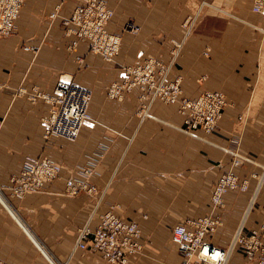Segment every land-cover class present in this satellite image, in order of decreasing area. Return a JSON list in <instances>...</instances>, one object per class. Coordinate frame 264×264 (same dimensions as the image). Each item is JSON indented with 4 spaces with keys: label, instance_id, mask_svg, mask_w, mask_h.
Returning a JSON list of instances; mask_svg holds the SVG:
<instances>
[{
    "label": "crops",
    "instance_id": "0c3cea01",
    "mask_svg": "<svg viewBox=\"0 0 264 264\" xmlns=\"http://www.w3.org/2000/svg\"><path fill=\"white\" fill-rule=\"evenodd\" d=\"M104 1L113 10L108 31L121 34L113 61L65 35L63 19L79 0H23L14 34L0 39V260L6 264H111L76 243L78 229L88 219L95 225L115 204L118 215L139 224L144 239L143 252L129 264H179L171 228L190 226L211 210L212 187L234 153L254 161L234 168L248 190L225 195L223 207L214 210L221 224L204 240L224 248L238 225L248 233L264 223V15L252 11L257 0ZM194 2L209 6L184 39L170 77H181L183 97L217 90L228 105L213 131L197 127L193 136L178 129L185 117L177 104L155 99L149 116L141 117L138 88L121 100L109 98L106 89L122 80L123 66L146 58L169 63ZM128 21L139 26L136 34L121 33ZM58 79L91 90V120L72 141L44 138L50 110L44 98ZM33 88L41 95L33 98ZM39 155L60 165L59 176L37 192L12 195L11 176L27 156ZM84 166L99 203L87 191L66 194V178H81ZM243 263L236 252L228 262Z\"/></svg>",
    "mask_w": 264,
    "mask_h": 264
},
{
    "label": "built area",
    "instance_id": "2783aa9c",
    "mask_svg": "<svg viewBox=\"0 0 264 264\" xmlns=\"http://www.w3.org/2000/svg\"><path fill=\"white\" fill-rule=\"evenodd\" d=\"M203 4L205 2H201L200 7ZM22 7L23 0H0V39L14 34ZM253 11L264 15V0L257 1ZM199 12L200 10L182 22L184 38L182 41L172 42L169 63L164 64L157 58H146L123 66L122 80L112 82L107 87V96L121 100L134 88H138L141 117L149 116L148 108L158 99L165 104H177V111L185 117L184 126L178 128L180 131L193 134L191 130L197 127L206 133L213 131L228 105L225 95L214 90L205 91L196 98H186L182 96L181 77H170L171 66L182 51L184 39L190 36L196 26ZM55 16V12L50 14L51 18ZM112 16L113 10L106 6L104 0H79L71 16L63 19L65 35H74L78 41L86 42L89 50L99 54L103 60L113 61L119 51L121 34L108 31L107 25ZM139 29L138 25L128 21L123 24L121 33L136 34ZM82 86L74 80L58 79L52 93L45 96L44 99L50 104L49 115L44 119L45 139L61 136L74 140L84 123L91 120L90 114L87 113L91 90ZM31 95L34 98L41 93L33 88ZM243 162L254 163L251 158L233 154L229 169L218 177L212 187L209 213L192 222L190 226L180 223L171 228L170 242L177 245L174 246L182 255L179 264H207L208 261L213 264H228L234 252L243 257V264H264V223L248 233H244L242 227H237L232 239L224 248L215 247L204 240L207 232H213L221 224V215L214 210L223 207L225 195L230 191L248 190V180L240 178L234 169ZM60 171V165L51 158H43L40 155L27 156L20 173L10 178V192L15 196L37 192L45 183L57 178ZM80 173L81 178L73 175L66 178V194L76 196L87 191L93 196L96 195L99 203L101 196L98 189L85 181L90 174V168L84 166ZM251 176L255 177L256 174L251 173ZM116 208L117 204L110 205L100 213L95 225L88 219L78 229L76 246L97 254L101 260L108 263L129 264L143 252L144 239L139 224L118 215ZM0 264L6 263L0 260Z\"/></svg>",
    "mask_w": 264,
    "mask_h": 264
},
{
    "label": "rangeland",
    "instance_id": "374dc122",
    "mask_svg": "<svg viewBox=\"0 0 264 264\" xmlns=\"http://www.w3.org/2000/svg\"><path fill=\"white\" fill-rule=\"evenodd\" d=\"M257 1H260V0H257ZM257 1H255V3L253 4V6L257 3ZM200 4H201V2L199 3V2H194L193 4H190L189 5V12H188V14L185 16V18L183 19V21H185L189 16H194L195 14H197V12L200 10V12H199V17L198 18H200V16L202 15V12L204 11V10H206V7L207 6H209V5H207V3L205 2V4H203L201 7H200ZM107 6V5H106ZM253 6H252V11H253ZM108 7V6H107ZM110 9V8H109ZM260 14V13H259ZM263 15V14H262ZM197 18V19H198ZM182 21V22H183ZM181 25H182V23H181ZM183 28V27H182ZM195 28V27H194ZM184 29V28H183ZM193 31H194V29H193ZM192 31V32H193ZM191 35V34H190ZM188 38V37H187ZM1 193L3 194V195H5L4 193H3V191H1ZM5 197V196H4Z\"/></svg>",
    "mask_w": 264,
    "mask_h": 264
},
{
    "label": "bare ground",
    "instance_id": "6f19581e",
    "mask_svg": "<svg viewBox=\"0 0 264 264\" xmlns=\"http://www.w3.org/2000/svg\"><path fill=\"white\" fill-rule=\"evenodd\" d=\"M64 81H65V80H64ZM79 85L82 86L81 84H79ZM82 87H83V86H82ZM90 98H91V95H90ZM89 101H90V99H89ZM88 105H89V103H88ZM87 113H88V107H87ZM88 114H89V113H88ZM80 130H81V129H80ZM80 130H79V131H80ZM189 135H193V136H194V134H189ZM76 137H77V136H76ZM76 137H75V138H76ZM59 138H62V139H66V140H68L67 138H64V137H61V136H60ZM75 138H74V139H75ZM69 141H72V140H69ZM208 213H209V212H208ZM241 227H242L241 224L238 225V228H241ZM170 239H171V236H170ZM171 244H172V243H171ZM174 245H175V244H174ZM175 246H177V245H175Z\"/></svg>",
    "mask_w": 264,
    "mask_h": 264
}]
</instances>
